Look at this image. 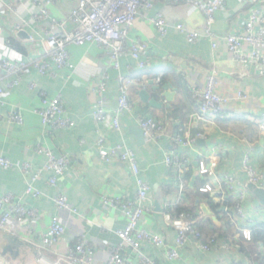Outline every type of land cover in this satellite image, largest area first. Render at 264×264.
Instances as JSON below:
<instances>
[{
  "label": "crops",
  "instance_id": "crops-1",
  "mask_svg": "<svg viewBox=\"0 0 264 264\" xmlns=\"http://www.w3.org/2000/svg\"><path fill=\"white\" fill-rule=\"evenodd\" d=\"M30 0H19L18 14L28 18L25 6ZM71 5L59 3L51 9L53 16L66 18ZM264 11V0H226L223 10L215 16L212 25L214 33L220 36L242 31L249 12ZM162 14L170 24L167 35L161 37L151 18ZM12 18L0 6V25L3 26V41H0V59L7 58L3 48L19 53L23 60L31 59L34 48L25 39H11L6 42ZM201 12L182 3L167 0H154L152 8L141 12L129 40H139L144 46L142 59L147 61L144 71H139L132 59L122 58L119 71L110 67L108 58L96 45L82 47L69 46L70 61L75 72L68 69L56 71L54 77H38L34 73L17 88L8 91L0 106V156L13 164L29 162L34 167L44 163V157L34 152L39 144L52 150L57 156H67L70 168L58 179L57 186L48 185L49 175H43L35 188L43 196L35 199L24 197V203L35 208L42 219L34 228L44 232L52 216H58L65 226L66 234L56 246L58 254L73 246L78 238L84 237L86 245L95 254V263L102 264L117 245L115 231L125 226L124 215L119 210H111L102 204L103 197L120 198L129 202L135 200L136 186L128 167L118 160L102 163L97 154L96 141L99 136L105 139L108 148L123 144L135 153L141 177L149 186L150 211L140 221L139 227L150 234L159 235L167 246H173L176 231L170 227L166 212L186 211L193 216L196 227L204 234H214L218 244L213 251H200L193 241L179 249L180 259L167 261L163 249L143 245L142 252L156 264H258L256 257L241 252L236 243H243L240 227L232 222L231 216L236 198L247 190L243 201L246 215L264 225V207L254 204L249 191L247 175L243 169L245 157L262 176L264 187V132L258 129L264 113V67L253 65L238 69L231 63L223 42L212 49L208 39L188 44L185 36L173 28L182 23L190 30H197L203 24ZM5 41V43H4ZM35 50V48H34ZM218 71L217 92L229 99L225 117L215 126H208L197 120V107L191 98L190 87H202L209 71ZM108 73L107 90L103 96L104 108L113 110L117 106L119 78L124 79L130 92L132 111L120 116L121 131L117 132L92 117L94 108L91 89L100 82V72ZM162 76L159 86L170 84L171 90L157 89L155 80ZM140 80L139 84H128ZM34 81L37 87L28 88ZM161 88V87H160ZM144 90L157 106L141 101L137 93ZM246 99L236 98L238 93ZM165 93H172L167 99ZM58 94L67 115L75 122L72 129L52 131L41 126L40 118L34 113L41 107V97L49 99ZM17 112L22 124L8 122V115ZM150 117L163 128L162 137L155 142H139L134 129H139L136 119ZM206 133L204 139H197L193 145L182 147L174 143L175 135L184 139ZM175 151L181 159L180 168L165 164V157ZM200 163L207 167V174L199 172ZM226 176L233 177L232 190L223 184ZM206 185L211 192H200ZM26 178L17 169H5L0 173V195L12 193L23 196ZM57 194L66 197L69 206L79 216L59 211L53 198ZM87 221H90L88 224ZM230 244V250L220 248ZM260 253L263 249L260 248ZM38 251L31 245L0 231V264H38ZM133 252L125 250L123 256L133 261ZM45 264L54 261L55 253H47ZM264 257V256H263ZM133 264H139L133 261Z\"/></svg>",
  "mask_w": 264,
  "mask_h": 264
},
{
  "label": "built area",
  "instance_id": "built-area-1",
  "mask_svg": "<svg viewBox=\"0 0 264 264\" xmlns=\"http://www.w3.org/2000/svg\"><path fill=\"white\" fill-rule=\"evenodd\" d=\"M154 0H30L25 6L28 18L18 14L19 0H0L2 11L9 13L12 22L7 25L11 39L18 37L19 32L27 35L26 41L34 48L31 59L10 61L7 58L0 59V106L8 91L20 86L23 81L34 73L38 77H54L56 71L63 69L75 72V66L70 61L69 46L82 47L93 44L98 47L103 55L109 60L113 70L119 71L122 58L129 57L134 61L139 71H144L147 61L142 59L144 46L139 40H129V31L133 28L137 17L141 12H147L152 8ZM173 3H182L198 9L204 17L203 24L197 30H190L182 23H175L173 28L183 34L188 44H195L201 39H208L212 49L217 48L218 42H223L226 53L238 69L257 65L264 67V11L253 10L249 12L239 33L217 35L212 29L216 14L223 10L226 0H167ZM71 5L66 18L53 16L51 9L59 3ZM153 27L161 37H165L170 24L162 14H157L150 19ZM3 26L0 25V41H3ZM21 39V38H20ZM5 43V41H4ZM6 44V43H5ZM109 75L106 71L100 72V82L97 87L91 89L94 108L92 117L96 123L121 131L120 116L131 112L130 92L124 79L119 78L117 106L113 110L104 108L103 96L107 90ZM163 77H158L157 86L162 83ZM140 80L128 82L139 84ZM218 71L212 68L205 77L202 87L193 85L190 87L191 98L197 107V120L204 126H215L219 119L225 117L229 99L217 92ZM37 87L34 81L28 82V88L34 90ZM237 99H246L247 95L238 93ZM41 107L34 113L39 116L42 128L52 131L72 129L75 122L67 115L62 95L54 98L41 97ZM21 125L23 120L19 113L12 112L8 115V122ZM137 125L143 132L146 142H155L163 135L162 126L150 117L137 118ZM258 129L264 132V113ZM205 132L198 133L195 137L184 139L175 135L173 141L176 145L187 147L193 145L197 139H204ZM105 139L99 136L96 141L97 154L102 163H110L118 160L124 163L134 177L136 195L133 202L120 198L103 197L102 204L111 210H119L125 218V226L115 231L118 239L108 258L102 264H156L151 258L142 252L143 245H149L157 249H163L167 261L180 259L179 249L189 241H193L196 247L203 252H211L217 247L216 235H204L195 225V221L187 213H167V224L176 231V239L173 246H167L164 240L156 234H150L139 227L141 219L150 211L149 186L141 177L137 157L134 152L123 144L108 148ZM37 155L44 157V163L40 167H34L29 162L19 165L13 164L9 159L0 156V173L5 169H17L26 178V188L23 196L12 193L0 195V231L15 239L33 246L37 251L36 262L45 264V254L55 253L56 258L48 264H96L93 249L86 245L84 237L78 238L73 246H68L66 251L58 254L55 250L59 241L66 234L65 226L58 216H52L44 232H35L34 226L42 219L41 213L35 208L24 203V197L41 198L43 194L35 188V183L45 174L49 175L47 183L55 188L58 179L70 168L71 161L67 156H57L43 145L34 147ZM165 164L172 168L181 167V159L175 151L169 152L165 157ZM243 169L247 175V183L264 189L262 176L257 173L250 164L249 157L243 161ZM199 172L207 174L208 170L204 163H200ZM223 184L227 190H232L233 177L226 176ZM212 188L206 185L200 192H211ZM247 190L240 192L233 206L232 222L240 227L241 237L245 241L251 240L249 226L256 223L250 219L244 209L243 201ZM53 203L59 211H67L70 215L79 216L76 210L67 203L62 194L53 198ZM86 222L90 224V221ZM220 248L230 250V244H221ZM133 252V261L123 256L125 250Z\"/></svg>",
  "mask_w": 264,
  "mask_h": 264
},
{
  "label": "trees",
  "instance_id": "trees-1",
  "mask_svg": "<svg viewBox=\"0 0 264 264\" xmlns=\"http://www.w3.org/2000/svg\"><path fill=\"white\" fill-rule=\"evenodd\" d=\"M180 212L190 214L186 211H179V212L169 211L166 213L172 214V213H180ZM249 228L251 230V240L247 242L241 237L243 243H236L235 246L238 247L241 252H244L246 254L249 253L255 256L256 257L255 260L257 261L260 258L258 264H264V257H263L264 256V225L260 223H254L251 226H249ZM260 248L263 249V253H260Z\"/></svg>",
  "mask_w": 264,
  "mask_h": 264
},
{
  "label": "water",
  "instance_id": "water-1",
  "mask_svg": "<svg viewBox=\"0 0 264 264\" xmlns=\"http://www.w3.org/2000/svg\"><path fill=\"white\" fill-rule=\"evenodd\" d=\"M18 37H20L21 39H25V40L27 39V35L24 32H19ZM157 89H162L163 91H168V90H171V85L170 84H164L162 86H158ZM137 95L139 96V98L141 99L142 102L149 103L150 105H153V106H157L155 101L149 98V94L146 91L139 90ZM170 95H172V93H165L164 96L167 99L171 100V98L169 97ZM134 133L137 135L139 142H141L143 140L142 130L141 129H134ZM248 189L254 197V204L256 206L261 205L264 207V189L258 188L255 185H249Z\"/></svg>",
  "mask_w": 264,
  "mask_h": 264
},
{
  "label": "clouds",
  "instance_id": "clouds-1",
  "mask_svg": "<svg viewBox=\"0 0 264 264\" xmlns=\"http://www.w3.org/2000/svg\"><path fill=\"white\" fill-rule=\"evenodd\" d=\"M3 52L7 55L8 59L10 61H12V60L19 61L22 59L21 55L19 53L15 52L14 50L3 48Z\"/></svg>",
  "mask_w": 264,
  "mask_h": 264
}]
</instances>
